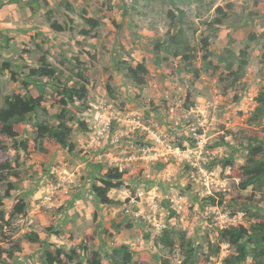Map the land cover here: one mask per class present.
<instances>
[{"label":"rangeland","instance_id":"1","mask_svg":"<svg viewBox=\"0 0 264 264\" xmlns=\"http://www.w3.org/2000/svg\"><path fill=\"white\" fill-rule=\"evenodd\" d=\"M88 18L99 26L92 27ZM217 18H224L223 25H213ZM53 22L64 31H54ZM169 30L188 45L187 58L161 47ZM243 51L248 65L232 75L229 66L238 70ZM42 54L60 70L56 79L31 77ZM139 63L150 72L142 88L127 75V68ZM76 65L88 68L91 80L88 98L73 105L79 111L72 123L76 149L52 145L29 156L0 153L19 172V179L10 177L14 190L0 207V246L13 250L0 264H46V252L59 248L76 250L83 264L92 251L101 254L103 264H122L113 249L123 245L136 264H182L181 233L202 263L228 264L233 247L222 243L214 253L220 231L264 222V178L246 189L241 185L253 130L264 138V112H257L264 108L258 101L264 92V0H0V108L14 94L37 96V81L52 102L59 87L76 80ZM37 118L42 119L40 111ZM79 119L93 121L88 128L98 119L94 130L119 132V146L103 139L106 133L98 134L102 145L93 143ZM121 120L134 125L120 127ZM33 122L31 116L19 126L20 140L32 137ZM155 136L167 139L164 146ZM156 144L173 145L185 157L139 159L132 168L119 161L124 185L109 193L115 204H102L92 187L101 185L110 166L100 157L106 147L140 157L142 149ZM8 188L0 185V194ZM20 200L26 202L25 215L13 213ZM164 230L175 239L172 248L160 243ZM32 234L40 241H30ZM81 245L88 247L86 255ZM246 246L250 264L253 245ZM257 255L255 264H264L263 244Z\"/></svg>","mask_w":264,"mask_h":264},{"label":"trees","instance_id":"2","mask_svg":"<svg viewBox=\"0 0 264 264\" xmlns=\"http://www.w3.org/2000/svg\"><path fill=\"white\" fill-rule=\"evenodd\" d=\"M222 12L221 8L217 9ZM225 17V14L223 15ZM222 16V17H223ZM169 18L171 19V27H174L176 16L174 10L169 12ZM87 22L92 27H98L99 22L95 19H87ZM224 23V18H217L213 25L221 26ZM51 27L56 32L64 31L62 26L57 23H51ZM88 32L85 34L87 35ZM178 33V32H177ZM205 47H208V40H203ZM160 44H156V49H160ZM188 45L178 36V34L170 35L166 40L165 45H161L162 48L170 53L173 48L177 49L176 57H186L185 51ZM47 52H45L46 54ZM45 54L38 57V68H32L30 70L31 77H37L42 79H56L60 73V70L53 66ZM242 56L238 58V70L233 71V65L229 66L232 75L242 74L248 65V59L245 51L241 52ZM187 58V57H186ZM78 61V60H77ZM204 61L207 67H210L211 62H208V56L204 57ZM80 63V62H79ZM84 66V65H82ZM77 75L74 77L76 80L71 86L67 84L63 87H59L56 92L57 95L52 98V102L49 100L48 91L42 85L43 82L37 81L38 95L30 96L23 94H14L13 96L6 97L4 107L0 108V153L4 154L10 150H14L17 154L31 155L35 152H45L49 146L59 145L68 149L69 152H73L76 149V145L72 142V123L76 116L79 114L78 109L73 106L76 101H85L88 98L89 90L88 86L91 83L90 73L88 68H82L76 65ZM127 75L133 80L137 87H144L146 85L147 76L150 74L148 68L139 63L137 66L128 67ZM68 80H71L69 78ZM25 88L28 86L24 84ZM259 103H264V92L258 97ZM54 108H59V112H53ZM38 111L41 112L42 119L38 117ZM257 112L262 115L264 108H257ZM33 116L34 122L31 126V138L26 140H20L22 133L19 131V126ZM36 118V119H35ZM78 126L82 132H89L88 124L86 121L79 119ZM264 133V128L261 129ZM251 141L248 144V158L246 165L242 167L243 175L246 177L245 183L241 184L243 189L249 186L255 185L261 179L264 178V138L259 137V132L253 130ZM126 172L118 167L106 168L105 172L100 179L101 185L94 184L92 191L99 201L104 205H113L116 202L109 197V193L112 190L119 189L124 185V176ZM19 179V172L15 171L11 162L0 157V185L6 183L9 188L6 190L5 195L0 194V207L3 205V200L10 197V192L14 190V186L10 181V177ZM212 200H214L212 198ZM215 201V200H214ZM27 211L26 202L20 200L15 204L13 213L16 215H25ZM219 243L216 246L215 254L220 253L221 244L226 243L233 247L235 255L227 260L228 264H245L249 258L248 249L246 243H252L253 256H251L253 263L257 259L258 251L261 245H264V222L255 223L250 228L240 226H229L223 229L219 233ZM30 241L39 242L40 238L36 234L30 236ZM181 244L180 247L185 249L184 260L182 264H204L198 259L196 248L192 245L189 238L184 233L180 234ZM160 243L165 247L172 248L175 244V239L171 237L168 230H164L160 236ZM81 252L86 255L89 251L86 245H81ZM8 254L9 257L13 256V250H7L0 246V262L3 259L4 254ZM113 254L122 257V264H136L133 258V253L125 245L119 246L113 249ZM91 256L85 259L86 264H103L102 256L98 251H92ZM80 254L76 250L70 252L59 248L46 252V264H83L82 260H78Z\"/></svg>","mask_w":264,"mask_h":264},{"label":"crops","instance_id":"3","mask_svg":"<svg viewBox=\"0 0 264 264\" xmlns=\"http://www.w3.org/2000/svg\"><path fill=\"white\" fill-rule=\"evenodd\" d=\"M102 114L105 116V112L104 111H102ZM87 121V123H89V122H91V123H93V121H90L89 119H87L86 120ZM100 120H98V119H96V121H95V123L93 124V126H89V132L87 133V135H90V137H91V139L93 140V143H97V144H99V145H102L103 143H98L97 142V140H99V136H98V134H99V131L100 130H94V129H96V128H99L100 127ZM121 124H119V126L120 127H122V126H130L131 124L132 125H134V122H132V121H126V120H121ZM118 125V124H117ZM104 126H101V128H103ZM135 128V126L133 127V129ZM144 128V127H143ZM130 129V128H129ZM131 131H134V130H130V132ZM81 135H83V134H81ZM98 137V138H97ZM117 137H119V132H117V133H115V135H114V133H113V131L111 130V131H109L108 133L106 132V136H104V137H102L103 139H111L112 141H111V143H112V145H114V146H116V147H118L119 145L117 144V142H116V138ZM151 137V136H150ZM82 147V146H81ZM126 148H128V147H126ZM106 149H107V152H105V153H103V154H101L100 155V157H103V156H105L106 157V164H104V165H107V164H109L110 166L109 167H119V166H121V165H118V163H119V161L121 162V163H126V164H122V166H124V167H129V168H132L134 165H135V161H133V160H136V154H129L130 153V151L129 152H127L126 151V149H124V150H122L123 149V147L122 148H120V149H117V148H113V147H111V148H109V146H107L106 147ZM119 150V151H118ZM122 150V151H121ZM124 153H128L127 155L128 156H124V155H126V154H124ZM87 164V163H86ZM103 165V164H102ZM108 167V168H109ZM123 168V167H122ZM106 169V168H105ZM105 169H104V171H105ZM120 169H121V167H120ZM123 170V169H122ZM127 170V169H126ZM128 171V170H127ZM74 175V177H75V174H73ZM73 177V178H74ZM116 190V189H115ZM113 191V190H112Z\"/></svg>","mask_w":264,"mask_h":264},{"label":"built area","instance_id":"4","mask_svg":"<svg viewBox=\"0 0 264 264\" xmlns=\"http://www.w3.org/2000/svg\"><path fill=\"white\" fill-rule=\"evenodd\" d=\"M106 125L109 126L108 124H106ZM107 128H109V127H106L105 129L99 131V133L102 135L106 132L108 133L110 130H107ZM144 128L147 129V131L149 133H151L148 128H146V127H144ZM134 129H136V128H134ZM192 131H193V134H196L195 128H193ZM154 138L156 140V143H160L161 146H164L165 142L167 141V139L162 140L161 138H158L156 136ZM118 141H119V137L116 138V142H118ZM156 145H157L156 148L147 147V148L142 149V156H140V157L136 156L135 157L136 160H133V161L137 162L139 159L140 160L151 159V161H163V160L167 161L168 160L167 156L171 155V154H175V153L179 157H185V153H182L179 149L175 148L173 145L167 144L165 146V148H162V149L159 148L158 144H156ZM193 165H194V167L196 166V164H193ZM192 180L196 183L199 181V179L196 178V176L194 174H192ZM217 210H218V208H216V210L214 212L216 214L220 215V212H218ZM127 212H130V211L127 210ZM222 217H224V216H222Z\"/></svg>","mask_w":264,"mask_h":264}]
</instances>
